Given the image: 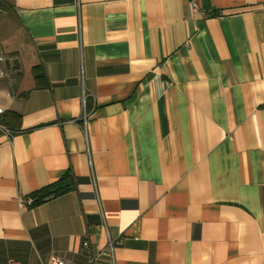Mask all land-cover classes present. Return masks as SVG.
<instances>
[{
  "label": "crops",
  "instance_id": "0c3cea01",
  "mask_svg": "<svg viewBox=\"0 0 264 264\" xmlns=\"http://www.w3.org/2000/svg\"><path fill=\"white\" fill-rule=\"evenodd\" d=\"M8 1L0 264H264V0Z\"/></svg>",
  "mask_w": 264,
  "mask_h": 264
},
{
  "label": "trees",
  "instance_id": "16d2710c",
  "mask_svg": "<svg viewBox=\"0 0 264 264\" xmlns=\"http://www.w3.org/2000/svg\"><path fill=\"white\" fill-rule=\"evenodd\" d=\"M0 6L8 8L10 7V3L8 0H0ZM10 119L17 121L18 123L20 119V115L15 111H9L7 113V116H5L4 114L0 115V122L7 127H8V123ZM75 184L76 183H75V178L73 176V173L68 171L57 182L51 183L45 186L44 188L40 189L39 191L35 192L32 195L34 198L33 205L51 200L62 194H65L75 189L76 187Z\"/></svg>",
  "mask_w": 264,
  "mask_h": 264
},
{
  "label": "rangeland",
  "instance_id": "374dc122",
  "mask_svg": "<svg viewBox=\"0 0 264 264\" xmlns=\"http://www.w3.org/2000/svg\"><path fill=\"white\" fill-rule=\"evenodd\" d=\"M27 46L24 34L16 24V19L10 7L0 6V49L11 55L13 51Z\"/></svg>",
  "mask_w": 264,
  "mask_h": 264
},
{
  "label": "built area",
  "instance_id": "2783aa9c",
  "mask_svg": "<svg viewBox=\"0 0 264 264\" xmlns=\"http://www.w3.org/2000/svg\"><path fill=\"white\" fill-rule=\"evenodd\" d=\"M192 5L196 8L197 7V0H190ZM17 56L16 55H7L4 53L2 49H0V77H10L12 72H15L17 68H19V62H17ZM5 110L0 107V115L4 114ZM87 115L88 113L85 112L81 119L84 121V125L82 127L86 137H88V129H87ZM0 126L6 129V126L0 122ZM27 204H33L34 203V198L29 197L26 200ZM96 262V257L95 256H90L88 261L85 263H77L73 261H68L60 257H52L47 264H95ZM10 263H13L12 260H10Z\"/></svg>",
  "mask_w": 264,
  "mask_h": 264
}]
</instances>
